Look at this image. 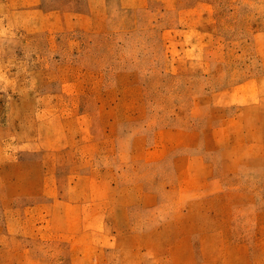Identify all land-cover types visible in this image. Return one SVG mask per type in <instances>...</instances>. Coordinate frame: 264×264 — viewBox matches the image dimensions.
Returning a JSON list of instances; mask_svg holds the SVG:
<instances>
[{"label": "rangeland", "instance_id": "374dc122", "mask_svg": "<svg viewBox=\"0 0 264 264\" xmlns=\"http://www.w3.org/2000/svg\"><path fill=\"white\" fill-rule=\"evenodd\" d=\"M0 264H264V0H0Z\"/></svg>", "mask_w": 264, "mask_h": 264}]
</instances>
